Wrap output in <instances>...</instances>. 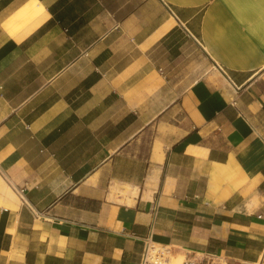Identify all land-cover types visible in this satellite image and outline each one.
<instances>
[{
  "label": "crops",
  "instance_id": "crops-1",
  "mask_svg": "<svg viewBox=\"0 0 264 264\" xmlns=\"http://www.w3.org/2000/svg\"><path fill=\"white\" fill-rule=\"evenodd\" d=\"M146 236L264 264V0H0V264Z\"/></svg>",
  "mask_w": 264,
  "mask_h": 264
},
{
  "label": "built area",
  "instance_id": "built-area-1",
  "mask_svg": "<svg viewBox=\"0 0 264 264\" xmlns=\"http://www.w3.org/2000/svg\"><path fill=\"white\" fill-rule=\"evenodd\" d=\"M143 248L139 264H177L171 261V247L156 242L151 236L143 238ZM179 264H244L227 254L203 252L191 256H184Z\"/></svg>",
  "mask_w": 264,
  "mask_h": 264
},
{
  "label": "bare ground",
  "instance_id": "bare-ground-1",
  "mask_svg": "<svg viewBox=\"0 0 264 264\" xmlns=\"http://www.w3.org/2000/svg\"><path fill=\"white\" fill-rule=\"evenodd\" d=\"M182 256L184 257L183 254H179V253L178 254H174V255H172V261H174L175 263L179 264L182 261V259H183Z\"/></svg>",
  "mask_w": 264,
  "mask_h": 264
},
{
  "label": "rangeland",
  "instance_id": "rangeland-1",
  "mask_svg": "<svg viewBox=\"0 0 264 264\" xmlns=\"http://www.w3.org/2000/svg\"><path fill=\"white\" fill-rule=\"evenodd\" d=\"M172 255H174V254H170L171 261H172ZM182 258H183V256H182ZM172 262H174V261H172ZM174 263H175V262H174Z\"/></svg>",
  "mask_w": 264,
  "mask_h": 264
}]
</instances>
